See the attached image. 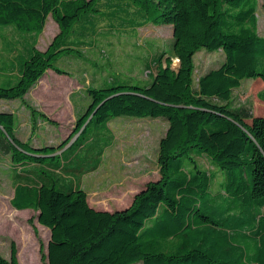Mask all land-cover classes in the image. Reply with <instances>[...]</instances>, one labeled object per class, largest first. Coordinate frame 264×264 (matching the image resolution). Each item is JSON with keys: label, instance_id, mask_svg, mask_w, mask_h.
Here are the masks:
<instances>
[{"label": "trees", "instance_id": "trees-1", "mask_svg": "<svg viewBox=\"0 0 264 264\" xmlns=\"http://www.w3.org/2000/svg\"><path fill=\"white\" fill-rule=\"evenodd\" d=\"M103 1L0 0V26L40 32L51 15L60 29L48 50L29 51L14 84L0 85V100L22 98L46 68L67 72L56 62L79 52L68 41L74 25L99 13ZM115 1L136 7L147 22L171 25L177 68L168 60L145 85L87 87L88 106L58 144L19 138L12 114L0 110V144L18 166L12 205L34 209L49 229L46 264H264V113L231 105L244 78L264 83L257 0ZM201 48L221 50L224 58L193 85V55ZM257 97L264 102L262 93ZM118 116L167 120L160 177L128 205L96 209L81 178L98 167L88 158L111 144L106 124ZM193 154L223 170L217 190L216 173L200 168ZM0 264H18L14 244Z\"/></svg>", "mask_w": 264, "mask_h": 264}, {"label": "rangeland", "instance_id": "rangeland-1", "mask_svg": "<svg viewBox=\"0 0 264 264\" xmlns=\"http://www.w3.org/2000/svg\"><path fill=\"white\" fill-rule=\"evenodd\" d=\"M102 3L99 13L84 24L74 25L68 41L79 52L56 62L67 72L46 68L22 98L0 100V110L14 118V132L33 146L51 141L58 144L72 135L77 117L88 106L87 87L145 85L168 60L171 68H177V58L171 56V25L147 22L128 2ZM255 14L257 31L264 35V0H257ZM59 31L51 15L40 32L20 34L14 26H0V85L14 84L29 51L48 50ZM223 58L221 50L201 48L195 52L193 85L207 69L218 67ZM258 92L264 95V83L244 78L232 90L231 105L264 113ZM167 126L163 117L111 118L106 124L113 135L111 144L101 156H89L87 165L97 163L98 167L81 178L88 202L108 210L122 208L147 181L158 179V144ZM193 159L200 168L216 173L212 189L217 190L223 170H217L205 154H193ZM12 165L9 153L0 144V255L8 259L14 244L18 264H46L49 230L39 224L34 209L12 205V171L18 170Z\"/></svg>", "mask_w": 264, "mask_h": 264}, {"label": "crops", "instance_id": "crops-1", "mask_svg": "<svg viewBox=\"0 0 264 264\" xmlns=\"http://www.w3.org/2000/svg\"><path fill=\"white\" fill-rule=\"evenodd\" d=\"M83 188H84V186H82ZM141 188V187H140ZM85 189V188H84ZM85 191H86V189H85ZM86 194H87V192H86ZM87 201H88V198H87ZM89 203V202H88ZM90 204V203H89ZM91 205V204H90ZM92 207H94V208H96V209H104V210H108V209H105V208H99V207H96V206H94V205H91ZM49 230V229H48Z\"/></svg>", "mask_w": 264, "mask_h": 264}, {"label": "water", "instance_id": "water-1", "mask_svg": "<svg viewBox=\"0 0 264 264\" xmlns=\"http://www.w3.org/2000/svg\"><path fill=\"white\" fill-rule=\"evenodd\" d=\"M49 240V239H48Z\"/></svg>", "mask_w": 264, "mask_h": 264}]
</instances>
